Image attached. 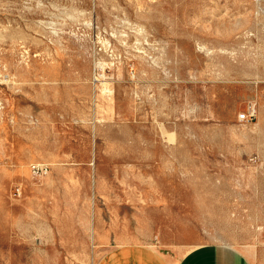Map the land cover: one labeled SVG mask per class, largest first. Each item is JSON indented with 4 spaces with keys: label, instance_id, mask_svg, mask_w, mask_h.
Masks as SVG:
<instances>
[{
    "label": "rangeland",
    "instance_id": "1",
    "mask_svg": "<svg viewBox=\"0 0 264 264\" xmlns=\"http://www.w3.org/2000/svg\"><path fill=\"white\" fill-rule=\"evenodd\" d=\"M123 245L264 264V0H0V264Z\"/></svg>",
    "mask_w": 264,
    "mask_h": 264
},
{
    "label": "crops",
    "instance_id": "2",
    "mask_svg": "<svg viewBox=\"0 0 264 264\" xmlns=\"http://www.w3.org/2000/svg\"><path fill=\"white\" fill-rule=\"evenodd\" d=\"M98 264H193L192 258L184 256L178 262L149 246L123 245L109 249Z\"/></svg>",
    "mask_w": 264,
    "mask_h": 264
},
{
    "label": "built area",
    "instance_id": "3",
    "mask_svg": "<svg viewBox=\"0 0 264 264\" xmlns=\"http://www.w3.org/2000/svg\"><path fill=\"white\" fill-rule=\"evenodd\" d=\"M31 170L34 174L36 175H41L43 173L47 172V167L46 166H42L40 164H32L31 165ZM19 190V189H18Z\"/></svg>",
    "mask_w": 264,
    "mask_h": 264
},
{
    "label": "bare ground",
    "instance_id": "4",
    "mask_svg": "<svg viewBox=\"0 0 264 264\" xmlns=\"http://www.w3.org/2000/svg\"><path fill=\"white\" fill-rule=\"evenodd\" d=\"M102 85V84H101ZM104 85V84H103ZM104 87V86H103Z\"/></svg>",
    "mask_w": 264,
    "mask_h": 264
}]
</instances>
